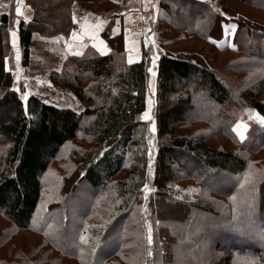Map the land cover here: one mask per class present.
Returning <instances> with one entry per match:
<instances>
[{"label":"trees","instance_id":"16d2710c","mask_svg":"<svg viewBox=\"0 0 264 264\" xmlns=\"http://www.w3.org/2000/svg\"><path fill=\"white\" fill-rule=\"evenodd\" d=\"M241 1L264 13V0ZM75 2H92L99 12L110 1L27 0L33 19L21 20L17 29L25 72L33 64L36 36L46 40L70 36ZM127 2H121L118 14ZM8 13H0V216L10 225L0 233V264H220L218 249L229 251L224 258L229 264L250 260L264 264V240L259 235L264 232V166L257 171L250 167L251 156L264 148V127L249 125L247 139H236V151L213 149L200 134L189 138L181 128L197 123L196 115L200 121L218 119L206 107L196 111L201 97L223 111L225 121L233 119L226 108L233 98L264 119V26L241 17L227 20L206 1H159L162 21L187 37L217 41L224 37L226 26L237 25L234 53L245 59L232 67L236 75H252L253 82L235 94L196 51L165 50L154 63V47L145 43L142 60L129 64L124 26L115 30L119 15L107 16L101 36L110 49L108 55L88 47L82 54L67 57L62 69L46 71L55 88L92 104L77 112L37 94L23 101L16 89V69L11 68L14 50ZM152 17L147 35L153 31L165 47ZM153 93L151 118L143 121L140 117ZM88 120H92L94 148L74 156L79 167L63 189L72 196L78 183L84 182L93 191V201L86 203L81 217L74 218L66 203H58L51 213L45 211L39 224L34 223L42 176ZM253 130L263 137L262 142L256 141ZM221 172L229 184L217 181ZM246 173L251 174V182H245ZM103 193L110 196L102 199ZM202 219L214 221L213 230L204 229ZM26 228L45 238L40 246L32 251L5 248L14 238L13 231ZM82 235L87 243L80 240Z\"/></svg>","mask_w":264,"mask_h":264},{"label":"rangeland","instance_id":"374dc122","mask_svg":"<svg viewBox=\"0 0 264 264\" xmlns=\"http://www.w3.org/2000/svg\"><path fill=\"white\" fill-rule=\"evenodd\" d=\"M109 1V4L105 5L104 10L96 12L97 18L105 16L107 17V15L112 16L118 14L119 6L123 0ZM201 1L209 2L217 10H219L223 17H225L227 20L234 21L237 18L241 17L264 26V13H262V11L258 10L257 8H252L251 6L244 4L241 0ZM93 12L95 13V11ZM121 13L122 12H120L119 14ZM153 15L155 22H158L157 31H162L161 35H159L160 39L163 40L164 44H167V46H165L166 48L164 46H160L158 40L155 39L153 31L150 36H146V43L154 47V63L157 62L159 55L162 54L165 50H180L188 52L196 51L201 53L205 57L206 62H209L210 67L219 73L220 79L227 80L231 90H233L235 94L236 91L244 89L247 90L251 86L253 82L251 81L252 75H236L234 71L235 68L232 67L236 66L237 61H242V59H245V56H243L242 54L234 53L236 51V24L231 22L228 26H226L224 31V37L218 39L217 41L206 39L202 40L197 36L187 37L184 36L182 32H177L175 31V29L171 28L170 25L165 24L164 21H162L165 16L159 15L158 7L154 6L151 10H149L147 17L144 16L146 20L144 28L145 34L150 31L149 17H152ZM151 29L153 30V27H151ZM132 32L134 31H131V33ZM134 33L132 34V36H136V33ZM47 43H52L50 38H48V40H46L44 43L40 42L39 40L36 42L33 65L30 68L31 71L27 70L26 72L23 71L17 74L18 81L15 79V81H17L16 89L20 93V96L23 101L26 102L29 95L37 94L50 103H53L60 107H69L77 112H82L86 108L92 107V104L88 101L87 98L79 100L71 92L55 88L53 85H51L49 78L46 75V70L61 69L60 67L63 66L65 59L71 55H68L66 58H63L62 60H64V62L62 60L59 61V59L54 62L53 59L49 57L51 61L49 60L48 64L45 66V64H43V61L45 59V56L43 54V47L47 46L49 50H51L54 49V47L52 46H55V44L49 45ZM223 49H225L226 52H222ZM30 72H33L35 75H31ZM151 86L152 91H155L154 78H152ZM154 94L155 93L151 94L152 97H150L149 99V104L146 111L150 118L154 106ZM262 100L264 101V97L262 98ZM239 106L240 105H238V101H236L234 98L230 100L226 108L233 119L225 121V119H223L222 117L223 115L221 114V112L223 111H219L214 106L210 107L206 104L205 98L201 97L200 104L196 106V111H203L206 107L208 108L209 113L216 114L218 116V119L215 120V118L213 117H211L212 119H204L203 116L205 115H202L203 118H201L200 121V118L198 117V115H196L193 116V118L195 119V121H198L197 123H185L184 126H182L181 128H184L186 130L189 138H193L197 134H200L201 136H203V139L207 140V144L213 149L236 151V139L242 142L247 139L250 130L249 125L253 124L260 128L264 127V123H261V121L264 119L256 111H251L245 109L242 106ZM144 114L140 117V119L143 121H149L150 119L142 118ZM91 121L92 120H88L85 122L82 130L78 133L76 140L70 142L61 149L57 157L51 162L48 171L42 176V194L39 207L40 209L36 214L34 223L39 224L45 214V211H50L51 213L58 203H61L60 205L66 203L68 208L72 212L71 214L74 216V218H77V216L81 217V215L83 214L82 212L85 209L84 206H86V203L89 200L93 201L91 197L93 191L89 187L85 186L84 182H77L78 185L76 191L72 196H67L65 190L63 189L66 186V182L71 177H73V174H75L74 172L79 167L74 162V156H84L85 154L91 152L94 148L95 144L93 140V134L90 132L89 129ZM204 131H206V134H202ZM253 133L255 137H257L256 141L262 142L263 137L261 135H258L257 132H255L254 130ZM150 145L152 149H154L155 142L153 138ZM258 157L261 158L260 161H257ZM251 158L252 160H254L252 161L253 165L250 164L251 169L254 171L262 169L264 166V148L261 152L255 153L254 156H251ZM182 164L183 166L185 165L187 167V160L183 159ZM191 165L193 166V164ZM191 165H188V167L190 166L191 168H193ZM203 166L200 165V167ZM224 175L226 174L221 172V174L217 177V181L221 182V184H229L230 179L224 178ZM212 178L214 179V177ZM213 179L210 178V180ZM109 196V193L105 195L103 193L102 199L103 197L108 198ZM97 199L98 198L96 197V200ZM79 209L82 210L80 211ZM251 220L252 219L250 217L249 223L254 222ZM0 222L2 226V228H0V233H2L4 228L8 227L10 224L2 216H0ZM213 222L214 221L202 219V227H204V229L206 230H213L211 228ZM236 229L237 231H241L240 228ZM6 231L9 233L8 230ZM13 235L14 238H11L10 243H8L5 248H7V246L10 247L11 245V248L23 247L25 250L28 249V251H32L36 247L40 246L42 240L45 239L42 235L35 233L33 229L28 228L23 230H16V233L13 231L12 236ZM217 252L221 256L219 258L220 264H229L227 260H224V258L229 256V251L227 249H218Z\"/></svg>","mask_w":264,"mask_h":264},{"label":"crops","instance_id":"0c3cea01","mask_svg":"<svg viewBox=\"0 0 264 264\" xmlns=\"http://www.w3.org/2000/svg\"><path fill=\"white\" fill-rule=\"evenodd\" d=\"M159 1L160 0H128L126 9L123 10L121 14H118L119 17L118 19H116L117 27L115 28V30L119 29L118 27L120 25L124 26V41L127 50V60L129 62L130 57L132 60V62L129 64L140 62L143 58L142 47L147 40V33H144L146 21L144 16L147 17L149 10H151L154 6L159 7ZM16 6V0H0V13L4 11L9 12V25L7 27L9 30L12 47V32H15L16 34V46L13 47L14 59L11 68H15L18 74L19 72L21 73L25 70H23L20 65L19 37L17 29L21 20L30 22L33 19L34 13L32 9L27 5V0H23L22 4L20 5L23 13L21 16L16 15ZM93 11L94 9L92 2L74 3L72 7V18L75 16V21L73 19L72 32L68 37L59 36L50 38L52 43L47 44H55V46H52L54 47V49L51 50H49L47 46L43 47V54L45 56L43 64H45V66L48 64L50 58H52L54 62L58 59L59 61H61L68 55L82 54L88 47H90L99 55L106 56L109 54L110 49L108 47V44L101 36V31L108 24L109 20L107 18L105 19L106 16L97 18L96 12L94 13ZM25 18H27V20ZM151 18L152 17L150 16L149 20ZM1 25L2 20L0 18V26ZM131 31H134L136 33V36H132L134 32L131 33ZM73 33H76V38L73 37ZM38 40L43 43L46 41V39H41L38 36L35 37V45L32 50L33 60L35 55L36 42ZM17 54L19 55V59H17ZM62 61L64 62V60ZM60 68L62 69V66ZM7 69H10L9 64H7ZM46 75L48 76V72L46 73Z\"/></svg>","mask_w":264,"mask_h":264},{"label":"snow or ice","instance_id":"6c2138e0","mask_svg":"<svg viewBox=\"0 0 264 264\" xmlns=\"http://www.w3.org/2000/svg\"><path fill=\"white\" fill-rule=\"evenodd\" d=\"M16 2H17V6H16V8H15V12H16V15L17 16H21L23 13H22V10H21V4H22V2H23V0H16ZM26 20H27V18H25ZM73 19H74V21H75V16L73 17ZM18 22V21H17ZM86 22V21H85ZM15 32H12V36H13V47H15L16 46V42H15ZM73 37L74 38H76V33H73ZM17 59H19V55L17 54ZM132 62V60H131V57L129 58V63H131ZM149 71L151 72L152 71V69H149ZM153 75H155V73H153ZM26 98V97H25ZM151 103V102H150ZM142 118H144V119H150V117L148 116V113L146 112L145 114H144V116L142 117ZM261 123H264V120H262L261 121ZM235 130V129H234ZM151 131H155V125H154V122H153V125H152V128H151ZM251 167V166H250ZM244 180H245V182H251V180H252V176H251V174L250 173H246L245 174V178H244ZM244 185H243V183L241 184V187H243ZM145 188H147V185H145ZM233 199H235V197H233ZM149 231H150V229H149ZM259 235H260V238L262 239V240H264V232H261V233H259ZM148 243L149 244H151L152 243V239H151V235H149L148 236ZM80 240L82 241V242H84V243H87V240H86V238H85V236H81L80 237ZM93 251H95V249H93ZM149 255H151V252L149 251V253H148ZM248 264H256V261H254V260H250V261H248Z\"/></svg>","mask_w":264,"mask_h":264}]
</instances>
